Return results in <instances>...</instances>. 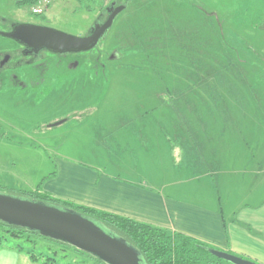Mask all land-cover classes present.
I'll return each mask as SVG.
<instances>
[{"label":"rangeland","instance_id":"374dc122","mask_svg":"<svg viewBox=\"0 0 264 264\" xmlns=\"http://www.w3.org/2000/svg\"><path fill=\"white\" fill-rule=\"evenodd\" d=\"M112 1L124 0H100L92 10L77 0L19 7L0 0V17L84 36ZM9 28L0 21L1 31ZM13 47L0 35V54ZM45 61L4 72L0 192L43 189L73 163L160 187L208 173L225 214L264 197V0H130L94 48ZM161 93L171 98L157 99ZM152 112L170 113L169 123L150 121L162 122L171 137L176 118L185 117L183 158H169L171 145L145 140L141 127ZM195 117L196 145L188 132ZM8 242L55 264H101L40 236Z\"/></svg>","mask_w":264,"mask_h":264},{"label":"crops","instance_id":"0c3cea01","mask_svg":"<svg viewBox=\"0 0 264 264\" xmlns=\"http://www.w3.org/2000/svg\"><path fill=\"white\" fill-rule=\"evenodd\" d=\"M77 66L76 69L81 68ZM162 96L165 99L171 98L170 95L161 93L157 99ZM146 116L149 120L141 127H145L147 132L143 133L145 140L152 144L160 143L164 148L165 145L174 143L169 148V158L174 159L176 155L183 158L184 154L182 156L180 150L183 145L188 144L185 138V135L188 136L187 124L181 121L185 117L182 118L181 115L176 118L178 122L172 128L174 135L171 137L162 122H152L154 119L168 122L170 113L152 112L146 113ZM192 125L188 130L191 136L189 139L190 143L196 145L197 138L201 139L196 117ZM215 135L214 142L218 140V132ZM219 136L222 139L224 137L221 133ZM69 165L60 168L58 175L44 185L43 190L75 204L192 236L216 249L264 264V197L258 203L237 205L225 214L220 196L214 194V179L207 177L208 173L193 172L181 181L175 180L160 187L148 180L132 181L81 166L75 165V169L73 163ZM173 165L176 163L173 162ZM221 173L227 174V171L223 169ZM180 184L184 186L177 188L176 185ZM10 245L0 246V264H46L42 259H32L28 253L18 251Z\"/></svg>","mask_w":264,"mask_h":264},{"label":"water","instance_id":"95a60500","mask_svg":"<svg viewBox=\"0 0 264 264\" xmlns=\"http://www.w3.org/2000/svg\"><path fill=\"white\" fill-rule=\"evenodd\" d=\"M129 1L124 0L118 4L115 1L110 2L84 36L29 22H18L9 31L0 30V34L14 39L34 52L48 50L63 54L87 51L94 48L106 35L115 17L128 6ZM104 12H107V16L99 22ZM114 55L115 52L111 57ZM63 121L64 119L54 124ZM0 221L68 243L106 264H146L139 250L123 237L98 220L62 205L0 192ZM209 251L233 264H259L224 250L210 248Z\"/></svg>","mask_w":264,"mask_h":264},{"label":"trees","instance_id":"16d2710c","mask_svg":"<svg viewBox=\"0 0 264 264\" xmlns=\"http://www.w3.org/2000/svg\"><path fill=\"white\" fill-rule=\"evenodd\" d=\"M77 1L86 10H92L94 4L100 3V0ZM36 2L37 0H15V4L18 7L22 5L31 6ZM32 15L35 18H45L40 14ZM219 46L222 48V45L219 44ZM233 50H235L234 47ZM223 62L226 63L227 61L224 60L222 63ZM173 144L174 143H172V145ZM17 191L22 196L72 208L86 216L98 220L104 224L106 228L115 232L120 237H123L127 242L137 248L146 264H233L211 254L209 249L214 248L213 246H210L192 236L137 221L119 214L99 210L90 206L75 204L69 200L60 199L51 195L40 186H37L33 190L18 189ZM32 235L40 236L60 245L71 247L73 250L85 255L91 260L106 264L93 255L81 251L68 243L42 236L39 233L33 232L24 227L9 225L0 221V246L11 244L10 246L16 248L18 251L28 253L32 259H42L46 264H55L53 257H47L44 259L42 254L35 253L32 249H26L21 243L8 242V240H22L23 242H26Z\"/></svg>","mask_w":264,"mask_h":264},{"label":"flooded vegetation","instance_id":"af4514ba","mask_svg":"<svg viewBox=\"0 0 264 264\" xmlns=\"http://www.w3.org/2000/svg\"><path fill=\"white\" fill-rule=\"evenodd\" d=\"M106 16H107V12H104V14L101 15V19L99 20V22L103 21L106 18ZM0 21L9 23L10 24L9 30H11L16 23L20 22L17 20H11L7 18H3V17H0ZM29 23H32V22H29ZM11 40L13 41L14 47L12 49H8V50L1 52L0 54V89L2 87L3 81L5 79H8V77L5 78V76H3L4 72H6V69L14 70L17 67H23L30 63L38 64V65H42V64L47 65L48 62H46L45 59L49 55L59 56V55L66 54V53L57 54V53L50 52L48 50H39L37 52H34L32 49L18 43L14 39H11ZM71 66L73 67V65ZM6 75H8L10 78L12 77L10 73Z\"/></svg>","mask_w":264,"mask_h":264},{"label":"built area","instance_id":"2783aa9c","mask_svg":"<svg viewBox=\"0 0 264 264\" xmlns=\"http://www.w3.org/2000/svg\"><path fill=\"white\" fill-rule=\"evenodd\" d=\"M32 10H33V11H39V9H38V8H33Z\"/></svg>","mask_w":264,"mask_h":264}]
</instances>
